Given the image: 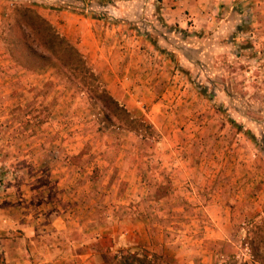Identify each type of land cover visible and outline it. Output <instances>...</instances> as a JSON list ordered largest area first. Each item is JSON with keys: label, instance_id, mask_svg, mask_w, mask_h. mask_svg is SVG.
<instances>
[{"label": "rangeland", "instance_id": "374dc122", "mask_svg": "<svg viewBox=\"0 0 264 264\" xmlns=\"http://www.w3.org/2000/svg\"><path fill=\"white\" fill-rule=\"evenodd\" d=\"M126 1L154 7L112 13L120 28L103 40L114 51L105 62L129 116L109 121L95 86L11 54L17 7L50 10L54 0H0V202L27 204L30 190L41 226L70 215L87 232L73 237L105 263V252L133 248L157 253L159 264H264V19L235 0L195 43L165 22L163 0ZM122 31L143 41L121 40ZM126 48L151 60L134 73L129 57L115 56ZM85 59L116 97L106 69ZM171 66L192 86H162Z\"/></svg>", "mask_w": 264, "mask_h": 264}, {"label": "crops", "instance_id": "0c3cea01", "mask_svg": "<svg viewBox=\"0 0 264 264\" xmlns=\"http://www.w3.org/2000/svg\"><path fill=\"white\" fill-rule=\"evenodd\" d=\"M238 2H240L242 7H245L243 9L255 12L261 19H264V0H238ZM125 3H127L126 0L117 1L116 4L109 7L110 12L115 15H121L127 12L126 9L129 6L139 8L141 11H150L154 7L153 4L139 6L131 2H128L129 4ZM236 3L237 1L235 0H163L160 10L165 22L169 25H178L180 28L194 33L196 38H192V40L195 43H199V31L206 30L214 25L223 15L221 12H224L229 7L230 10H233L232 7ZM213 9L215 12H218V10L220 12L211 21L209 17L211 16L210 13L214 11ZM38 10L59 31L63 32L72 41L79 43L80 50L85 54V57L91 60V63L106 69L103 75L105 76V80L109 82L107 84L109 90H111L117 99H123L122 94L119 95L121 90L118 89L119 84L116 82L118 81V75L116 73L115 78H110L108 71L113 65L108 64L110 61L105 62V59L111 58L112 61L114 60L111 57L114 52L113 48L103 42V40H109L108 36L112 35V33L113 36L117 35L115 34L117 33L116 29H119L120 26L116 27L114 24L110 26L109 21L94 17L92 12L81 14L67 9L47 10L42 7H38ZM129 14L131 13L126 15ZM120 33L121 40L137 39L143 41L142 34L140 33L139 35L130 31L127 34L125 33L124 36L122 35L123 31ZM139 53L140 51H136L135 48L133 51L131 49L120 52L116 51L115 56L118 54L126 58L129 57L128 64L133 65L135 73L137 70H142L139 67L141 59L146 57L145 59L151 60V58L144 56L145 54ZM173 68L174 66H171L169 69L161 70L160 75H164L167 79V85L163 84L162 86H192L187 82V79L182 80L183 74L178 75V73L175 74L173 72L174 70H170ZM112 70L116 71L114 68ZM138 74L141 75L140 72H137V76ZM259 75L260 80H262L261 83H263L264 72H261ZM236 76L239 81L241 76L238 73ZM150 79L152 80L153 78H148L147 80L141 79L142 85L161 86L156 81L151 85ZM257 83L251 84L249 82L247 86L250 84V86H254ZM32 193L27 189L23 191L22 197H26L29 200L27 204L17 205V197L13 195L4 198L0 202V264H110L97 259L100 253L99 249L85 244L86 242H77L73 237V231H78V233L83 232L84 234L87 232L86 229L78 227V225L76 227L71 226L70 215L57 213L55 217L51 218L49 226H41L43 224L42 214L33 212L31 208L30 197H32ZM7 202L9 203L7 204ZM25 205H29V207ZM74 223L72 222V224ZM87 245L88 247L86 248Z\"/></svg>", "mask_w": 264, "mask_h": 264}, {"label": "trees", "instance_id": "16d2710c", "mask_svg": "<svg viewBox=\"0 0 264 264\" xmlns=\"http://www.w3.org/2000/svg\"><path fill=\"white\" fill-rule=\"evenodd\" d=\"M117 1L121 0H54L50 8L67 9L81 14L92 12L94 17L112 22L116 21V18L109 7ZM141 5L143 4L139 6ZM17 13L16 26L19 36L11 42V54L16 61L27 68L55 64L59 79L66 76L69 80L78 78L76 80L78 86H95L96 100L103 105L107 120L113 121L114 117L122 119L121 116L124 118L129 116L126 107L103 87L104 84L88 65L80 49L51 21L29 5L18 6ZM129 15L132 17L135 14L132 12ZM104 255L110 256L109 259L106 257L110 264H159L156 261L160 257L157 253L148 250L139 252L133 248H123L115 252L110 250Z\"/></svg>", "mask_w": 264, "mask_h": 264}]
</instances>
